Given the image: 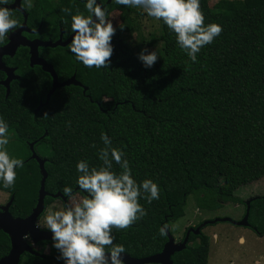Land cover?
Segmentation results:
<instances>
[{
	"label": "trees",
	"instance_id": "trees-1",
	"mask_svg": "<svg viewBox=\"0 0 264 264\" xmlns=\"http://www.w3.org/2000/svg\"><path fill=\"white\" fill-rule=\"evenodd\" d=\"M81 1H59L66 26L71 17L62 9H81ZM97 3L108 15L119 12L109 68L85 67L69 50L70 42L59 46L60 58L54 56L59 79L74 75L82 86H63L47 100L50 77L39 74L31 94L11 98L7 105H21L22 111L3 113L17 137L7 150L24 164L16 169L13 188L0 182V191L12 199L10 214L26 217L37 201L41 174L29 157L27 142L35 141L45 158L46 191L62 193L63 187L71 186L75 194L85 195L76 184V164L85 160L90 166L100 165L98 151L105 133L123 150L137 182L151 179L160 189L158 200L149 204L140 199L147 215L127 229H113L114 243L122 244L129 256L143 258L162 251L168 238L160 228L183 215L190 194L208 209L242 203L248 210L246 227L263 236L264 196L243 200L235 191L264 176V0H218L213 7L200 0L205 24L217 23L222 32L201 49L197 62L178 47L163 21L158 35L151 34L147 41L137 8L114 0ZM133 33L141 38V46L160 43L152 67L138 58L141 49H134L129 40ZM114 169L120 171L115 164ZM52 199L46 196L45 206ZM9 249L10 238L0 230V258ZM39 252L23 253L19 264H64L53 242L48 253ZM208 254L209 236L201 231L190 233L186 247L174 252L171 260L207 264Z\"/></svg>",
	"mask_w": 264,
	"mask_h": 264
},
{
	"label": "clouds",
	"instance_id": "clouds-1",
	"mask_svg": "<svg viewBox=\"0 0 264 264\" xmlns=\"http://www.w3.org/2000/svg\"><path fill=\"white\" fill-rule=\"evenodd\" d=\"M14 0H0V42L20 28L19 20L7 7ZM116 4L142 9L147 16L163 23L174 33L178 47L190 61L197 62V54L211 44L222 32L217 23L205 24L200 0H114ZM84 11L64 8L71 17L69 50L88 68H109L113 54L111 40L115 34L112 18L97 0H86ZM121 30L124 26L120 25ZM138 58L145 67L157 61V51L142 50ZM103 147L98 151L99 166H90L85 160L76 164L79 173L76 184L85 195H77L71 186L62 189L65 202L46 209L43 228L51 233L53 247L64 264H124L126 250L114 243L113 229L123 230L142 219L147 212L140 199L147 203L160 198V189L151 179L140 182L132 175L129 161L122 149L113 146L111 139L101 133ZM8 125L0 118V182L13 188L16 169L23 160L7 150ZM95 147V145H93ZM114 164L120 171L114 169ZM41 227V225H37ZM167 225L160 228L164 235ZM27 238V237H25ZM243 243V238H241ZM256 264H261L260 260Z\"/></svg>",
	"mask_w": 264,
	"mask_h": 264
},
{
	"label": "flooded vegetation",
	"instance_id": "flooded-vegetation-1",
	"mask_svg": "<svg viewBox=\"0 0 264 264\" xmlns=\"http://www.w3.org/2000/svg\"><path fill=\"white\" fill-rule=\"evenodd\" d=\"M59 1L60 0H14L13 3L6 5L11 8L14 12V18L19 20L22 25L20 28L10 33L9 38L0 42V118H3L8 125L9 142H15L17 137L10 129L11 122L8 120V116L3 113L8 110L22 111L21 105L7 106L11 98L31 94L32 86L35 84L36 87L38 84V82L33 83V81L39 74H46L50 77L51 88L52 77L50 73L43 70L40 64H31V46L36 47L37 57L47 65H50L56 73L58 81L62 82L59 79L54 64V56L56 57L57 55L58 58H60V50L57 49V47H62V45L50 47L39 44L40 42L44 43L48 41L53 43L58 40L60 42H65L72 34L71 25L67 24L66 26L64 16L58 9ZM84 1L86 0L80 2L82 4L81 11L85 10L83 7L85 5ZM40 82L43 83L42 80ZM12 123L13 127L15 122L12 121ZM34 143L35 141L27 142L30 151L29 157L32 154L30 148L31 144H33L35 153L42 157L34 147ZM8 201L9 198L1 203L0 209L1 206L5 205ZM43 213L38 219L41 218ZM26 242L38 253H40L39 251L44 253V246H49V251L51 250L52 242L49 244L34 243L28 237L26 238Z\"/></svg>",
	"mask_w": 264,
	"mask_h": 264
},
{
	"label": "rangeland",
	"instance_id": "rangeland-1",
	"mask_svg": "<svg viewBox=\"0 0 264 264\" xmlns=\"http://www.w3.org/2000/svg\"><path fill=\"white\" fill-rule=\"evenodd\" d=\"M209 6L213 7L218 0H208ZM84 7V6H83ZM141 13L140 25L142 37L145 40H150L151 34L156 36L159 33V21L147 16L142 9L137 8ZM112 18L113 26L120 23L119 12L114 11L109 13ZM130 43L136 49L138 46L142 50L157 51L160 43L148 46H141V38L137 33L131 34ZM105 100L109 97H105ZM44 155V153L42 152ZM236 195L243 200L249 199L251 196H264V176L247 185L239 187L235 191ZM79 195L78 193H76ZM9 198L8 194L0 191V204ZM66 200V198H65ZM60 198H54L45 206L44 213L36 221V225H41L43 228V217L45 211L49 207H58L65 202ZM184 213L181 217L171 220L168 223V229L174 238L175 243H179L184 235L186 228H195L204 220H211L218 217H229L232 220L238 221L244 216L245 207L242 203L227 202L220 208L208 209L198 205V198L195 194L188 195L184 206ZM201 231L209 236V254L207 264H256L257 260L264 264V235L258 236L252 229L246 226L236 225L229 221H218L205 225ZM243 238V243L241 239ZM44 253H48L49 246H44ZM60 254L58 255L59 258Z\"/></svg>",
	"mask_w": 264,
	"mask_h": 264
},
{
	"label": "water",
	"instance_id": "water-1",
	"mask_svg": "<svg viewBox=\"0 0 264 264\" xmlns=\"http://www.w3.org/2000/svg\"><path fill=\"white\" fill-rule=\"evenodd\" d=\"M73 33L68 37V39L65 42H60L59 40L56 42H40L39 44L44 46H50L55 47L57 45L65 46L68 44L71 40V36ZM30 61L31 64H40L42 66V69L49 72L52 77V83L51 88L48 90L46 94V99L48 100L49 97L52 95V93L63 86L66 85H79L82 86V84L75 79L74 75L67 78L66 80L60 82L57 79V75L52 69L50 65H47L44 61L39 59L37 57L36 53V47L31 46L30 47ZM85 88V87H84ZM32 154L31 158H34L38 164L39 171L41 174L40 179V187L38 190V196L35 206L32 208L30 214L26 217H13L9 212V206L11 205L12 199L10 198L9 201L1 206L0 209V230H2L4 233L8 234L10 238V249L7 254L2 256L0 258V264H19L20 258L23 253L28 252L33 255H39L38 252H36L29 244L26 242V238L28 237L32 242L38 243L40 241H52L51 239V233L50 231L46 229L38 228L36 225V221L38 220V217L44 212L45 209V197L50 196L52 198H60L62 200H65V197L60 192L56 193H49L45 189V180L47 177V172L44 168L45 158H42L38 156L34 149L33 144L30 145ZM248 210H246L244 216L238 220H232L229 217H218L211 220H204L201 222L198 226L195 228L189 227L183 239L179 243L174 242V238L171 235L168 228H166V235H167V242L164 244L162 251L147 256L143 258H133L129 256L128 254L123 255V262L124 264H149V263H157V264H173L171 260V255L174 252L181 251L184 249L188 243L189 235L192 234H199L201 232V229L210 223H215L218 221H229L236 225L241 226H247L248 224Z\"/></svg>",
	"mask_w": 264,
	"mask_h": 264
},
{
	"label": "crops",
	"instance_id": "crops-1",
	"mask_svg": "<svg viewBox=\"0 0 264 264\" xmlns=\"http://www.w3.org/2000/svg\"><path fill=\"white\" fill-rule=\"evenodd\" d=\"M240 239V238H239Z\"/></svg>",
	"mask_w": 264,
	"mask_h": 264
}]
</instances>
